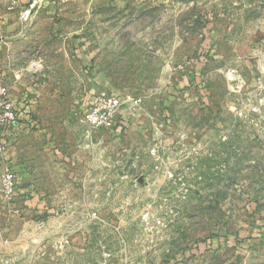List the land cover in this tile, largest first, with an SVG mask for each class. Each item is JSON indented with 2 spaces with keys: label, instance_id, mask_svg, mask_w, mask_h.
Wrapping results in <instances>:
<instances>
[{
  "label": "rangeland",
  "instance_id": "374dc122",
  "mask_svg": "<svg viewBox=\"0 0 264 264\" xmlns=\"http://www.w3.org/2000/svg\"><path fill=\"white\" fill-rule=\"evenodd\" d=\"M0 83V264H264V0H0Z\"/></svg>",
  "mask_w": 264,
  "mask_h": 264
},
{
  "label": "built area",
  "instance_id": "2783aa9c",
  "mask_svg": "<svg viewBox=\"0 0 264 264\" xmlns=\"http://www.w3.org/2000/svg\"><path fill=\"white\" fill-rule=\"evenodd\" d=\"M28 11L21 14L23 20L28 17ZM120 106V101L115 96L100 94L94 98L82 115V122L90 128L110 129L115 124V115ZM17 113L8 99V89L0 83V127L8 128L17 121ZM4 146L0 141V152ZM0 193L11 201L16 194L15 175L6 171L0 180Z\"/></svg>",
  "mask_w": 264,
  "mask_h": 264
},
{
  "label": "crops",
  "instance_id": "0c3cea01",
  "mask_svg": "<svg viewBox=\"0 0 264 264\" xmlns=\"http://www.w3.org/2000/svg\"><path fill=\"white\" fill-rule=\"evenodd\" d=\"M14 89H16L14 92L12 91V95H11V97L13 96V98H12V102H13V104H16V105H22L23 104V93H22V90L23 89H20V87H18V86H15L14 87ZM29 90V89H28ZM26 91V95H25V97H24V102H25V104H24V107H26V109H27V112H28V109H29V112L31 113L32 112V108L35 106V105H38V104H40L41 102H44L45 101V99H44V96H42L41 95V98L38 100V97H39V93H36L34 96H32L33 95V92H34V89L32 90V91ZM36 92H37V90H36ZM19 98H20V100H19ZM32 121V120H31ZM16 124H17V121L14 123V124H12L10 127H8V128H3V127H1V129H4V130H8V129H12V128H14L15 126H16ZM7 132V131H6ZM6 132L4 133V132H0V134L2 135H5L6 134ZM1 141V140H0ZM2 142V141H1ZM11 151H12V149L11 148H9V153L11 154ZM7 152V151H6ZM5 152V153H6ZM5 153L3 154V152H0V158L2 159V158H4V156H5ZM11 156V155H10ZM0 164H1V162H0Z\"/></svg>",
  "mask_w": 264,
  "mask_h": 264
}]
</instances>
